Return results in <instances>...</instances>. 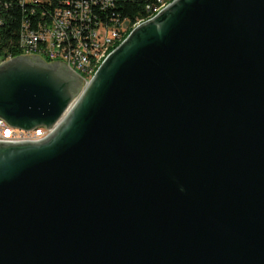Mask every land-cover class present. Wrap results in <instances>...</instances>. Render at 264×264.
Segmentation results:
<instances>
[{
	"label": "water",
	"instance_id": "95a60500",
	"mask_svg": "<svg viewBox=\"0 0 264 264\" xmlns=\"http://www.w3.org/2000/svg\"><path fill=\"white\" fill-rule=\"evenodd\" d=\"M82 87L0 63L1 118L65 114L0 139V264H264V0H173Z\"/></svg>",
	"mask_w": 264,
	"mask_h": 264
},
{
	"label": "built area",
	"instance_id": "2783aa9c",
	"mask_svg": "<svg viewBox=\"0 0 264 264\" xmlns=\"http://www.w3.org/2000/svg\"><path fill=\"white\" fill-rule=\"evenodd\" d=\"M118 1L0 0V63L28 53L39 54L49 62L62 60L72 71L81 73L84 88L104 60L136 27L154 18L173 0H148L147 15L135 20L109 13ZM7 9H14L20 15L12 49L3 46L2 27ZM64 115L50 128L37 126L32 130L14 127L0 117V139L41 140L57 128Z\"/></svg>",
	"mask_w": 264,
	"mask_h": 264
},
{
	"label": "trees",
	"instance_id": "16d2710c",
	"mask_svg": "<svg viewBox=\"0 0 264 264\" xmlns=\"http://www.w3.org/2000/svg\"><path fill=\"white\" fill-rule=\"evenodd\" d=\"M120 1V2H119ZM109 13L128 16L135 20L147 15L146 4L148 0H119ZM5 21L2 27L3 46L12 49L20 27V15L14 9L5 10ZM103 16V14H100Z\"/></svg>",
	"mask_w": 264,
	"mask_h": 264
},
{
	"label": "flooded vegetation",
	"instance_id": "af4514ba",
	"mask_svg": "<svg viewBox=\"0 0 264 264\" xmlns=\"http://www.w3.org/2000/svg\"><path fill=\"white\" fill-rule=\"evenodd\" d=\"M23 56V55H22ZM25 56V55H24ZM28 58H32V56H26ZM47 63H55V67L68 79L72 80L73 82V88L75 90H77L81 84H82V79L80 77V74L72 71L71 69H69L66 65H64V63L61 62H49L47 60H45Z\"/></svg>",
	"mask_w": 264,
	"mask_h": 264
},
{
	"label": "rangeland",
	"instance_id": "374dc122",
	"mask_svg": "<svg viewBox=\"0 0 264 264\" xmlns=\"http://www.w3.org/2000/svg\"><path fill=\"white\" fill-rule=\"evenodd\" d=\"M80 75H81V73H80Z\"/></svg>",
	"mask_w": 264,
	"mask_h": 264
}]
</instances>
